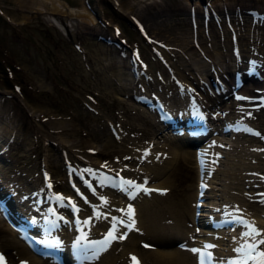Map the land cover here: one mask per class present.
Listing matches in <instances>:
<instances>
[{
    "label": "rangeland",
    "instance_id": "374dc122",
    "mask_svg": "<svg viewBox=\"0 0 264 264\" xmlns=\"http://www.w3.org/2000/svg\"><path fill=\"white\" fill-rule=\"evenodd\" d=\"M16 1L0 0V110L4 113L6 111L13 126L15 125L10 139L0 142V183L6 190L8 189L10 193L22 200L19 205L25 209L23 211H27L28 215L29 213L39 214L41 211V207L35 204L36 197L31 195L42 190V169L52 176L56 185L54 187L59 190L68 189L65 177V164L67 163L89 173L99 172L106 168L134 176L136 179H138L137 172L147 171L145 168L147 164L143 159H138V155H135L133 159L119 158L124 154L122 150L128 151L129 146H133L141 153L143 148L148 146L149 149L147 147L144 154L149 156L152 146L162 143L161 135L165 136L166 132L162 130L161 125L159 126L158 120H155L156 115L151 109L138 102L133 95L143 93L148 98L160 99L172 109L181 111L190 98H195L194 94H190L191 87L186 88L185 83L189 80L186 79V75L190 73V70H187L191 68L179 65V60L187 59L188 55L179 56L177 54V60H167L159 52L158 55L155 54L153 49L156 43L152 37L193 28L190 22L193 18L196 21L193 29L201 31L209 29L212 32L215 31L218 36L219 27L224 31L232 27L236 33L240 32V34L252 33L259 26L257 18L253 19V11L264 14V0H133V3L136 2L134 5L131 0H46L45 7L40 4L45 0H36L39 3L35 4V7L40 11L22 10L17 6V9H21L19 11L16 9ZM53 1L63 4L66 12L52 11L54 10ZM121 5L129 11L128 15L125 13V16L119 9ZM242 5L247 9L243 8L235 12ZM204 9L214 10L213 19L217 16L220 21L212 19L207 22L202 21L200 15ZM197 13L199 14L194 15ZM156 17L163 20V23L154 21ZM141 31L148 34L150 42L143 38ZM241 39V37L238 38V42ZM227 40L232 44H237L235 37L232 39L228 35ZM214 41L210 44H214ZM248 41L251 40L248 39ZM201 47L202 44L192 46L190 53L199 52ZM130 55L134 56L135 61L137 60L136 73L132 72ZM59 60L61 62H58ZM226 63L230 67V62ZM240 63L239 67L245 71L248 65H252ZM242 64L246 65L242 66ZM234 69L236 70L233 68L232 73ZM258 70L263 80L264 70L262 71L261 68ZM112 73L129 79L130 91L126 92L127 94L115 89L114 79L110 76ZM232 76L231 74V81ZM205 77L208 81L211 80L210 77L206 75ZM176 81L184 84V90L179 89ZM203 81L201 85L206 86ZM263 83H252L250 76L244 88L239 91L253 96L256 93L250 92H256L255 89L245 92V88L253 87L255 84V87L261 86L257 90L263 93ZM212 89L216 91L214 82L210 90ZM234 94V97L228 95L223 98L224 102H221L220 108L214 111L217 115L214 112L211 113L221 118L212 119L210 133L202 145L210 138L217 139L216 149L219 153L216 155L218 158L215 165L219 169L235 171L241 179L217 174L208 184H212L218 201H224L226 206L228 203V205H240L245 212L247 211L256 218L262 216L264 219L263 199H253L255 198L253 191L257 187H264L262 186L263 178H261L264 173V107L249 110L246 108L249 101H241L237 97L238 94ZM245 110L249 111L245 113ZM35 111L40 115L32 116ZM236 119L257 126L262 135L253 137L222 130L223 125H229L228 128H230L231 122ZM61 120L70 124L66 131L69 133L72 131V136L82 141L79 145L81 148L77 147L76 153L71 156L67 151L63 152L56 140L45 136L42 132L46 133L49 129L50 121ZM150 123H154L156 128L159 126L157 129L160 134L154 132ZM39 129L42 131L39 132ZM136 129L139 131L135 132ZM62 132L60 129H49L48 131L50 134L59 133L63 136ZM117 144H121V150L116 149ZM89 147L96 152L91 153L88 150ZM190 150H193L194 154L190 153L188 158L182 161L178 156L179 166L176 165L175 169H166L154 180L155 183L162 182L167 191L162 194L151 192L160 197H150L151 193L147 196L155 200L158 198L160 204L158 203L157 207H161L162 216H167L165 221L166 223L169 221L168 224L171 219L166 206L181 204L183 206V197L197 193L196 185L201 177L196 167V151ZM46 155L49 156L48 168L45 164ZM86 155L90 157L85 158ZM91 162L97 168L93 167ZM110 190L112 191L109 188H100V191L92 196L94 201L92 203L106 207L104 200L98 201L96 198L98 195H111L114 200L118 196ZM179 199L181 201H178ZM184 205L190 207L192 202ZM11 207L13 211V206ZM90 207L91 205L84 207V214L92 211ZM190 218L186 225L193 228L195 224ZM226 228L227 226L221 229L223 233L235 236L240 233L235 225ZM17 237L18 235L13 239L10 227L0 220V254L4 257L6 264H18L20 259L32 256L30 252L25 253L21 250L22 242ZM145 240L148 243L151 241ZM177 240L175 238L171 244L162 247L150 244L159 248H170ZM176 246L180 247V241L176 243ZM222 246L224 248L226 245L222 244ZM97 262L98 260L92 261L90 264Z\"/></svg>",
    "mask_w": 264,
    "mask_h": 264
},
{
    "label": "bare ground",
    "instance_id": "6f19581e",
    "mask_svg": "<svg viewBox=\"0 0 264 264\" xmlns=\"http://www.w3.org/2000/svg\"><path fill=\"white\" fill-rule=\"evenodd\" d=\"M131 2L133 3V0H131ZM37 3H39V2L36 0H17L16 1V9H17V6H19L22 10L40 11V9H36V7H35V4H37ZM53 3H54V5H53L54 10H52V11H54L55 13L66 12V10L64 8L65 6L63 4L56 3L55 1H53ZM134 3H136V2H134ZM134 3H133V5H134ZM40 4L44 5V7H45V5L47 4V1L46 0L42 1V2H40ZM131 7L132 6L130 5V9H132ZM243 8L247 9L244 5H242V7H238L235 12H238V10L243 9ZM21 9H17V10L20 11ZM119 9L121 11H123L124 14L125 13L127 15L129 14L128 13L129 11L125 10L122 5L119 6ZM213 11L214 10L209 9L206 12L208 13L209 16L212 17ZM256 12L258 13V11H256ZM204 13H205V11H204ZM207 13H205V14L207 15ZM257 13H256V15L259 14V13L258 14ZM126 14H125V16H126ZM198 14L199 13L194 14V15H198ZM259 15L257 17L259 26H257V29H255L254 32H252V33L245 32V33L240 34V32L236 33L234 28H232V27L230 28V30L228 29L226 31H224L223 28L219 27L218 30L220 31V33L218 36L215 31L212 32L209 29L206 31H203V30L201 31V30H195L193 28H187L186 30L175 31V33H169V34L163 33V34H158V35L152 37V39L156 43V46L154 47V49H157L158 52L161 54V56L167 60L168 59H171V60L173 59L174 61L177 60V57H178L177 54L179 56L184 55V54L188 55V57H186L187 59L179 60L180 66H182L184 68L185 67L191 68V69L187 70V71L190 70V73L186 75V79L187 78L189 79L185 82L186 88L188 87V89H189L191 87L189 89L191 92L190 94L195 95V98L197 99V102L199 103V105L201 107L210 108V111L213 113V111L215 109L220 108V105H222L221 102L222 101L224 102L223 98L228 97V95H233L234 93L239 94V93H241V91H239V89L244 88V83H243L239 89H236L234 86V82H232L233 79L231 81V78H230L231 74L233 75L232 77H234V74L232 73L233 68H236V70L234 69L235 71L243 72V73L245 72V69H242L241 67H239V65L241 64L240 62L254 64V66H251V65L247 66L248 68H258V69L261 68V70L262 69L264 70V31H263L264 14H259ZM158 18L157 17L154 18V21H157L158 23L162 24L163 20H159ZM151 24L149 26H151ZM228 35L232 39H233V37H235L237 44H234V43L232 44V42H229L227 40ZM240 37L243 40L241 39L240 42H238V38H240ZM248 39H250L251 41H248ZM213 40H215L214 41L215 43L210 44V42ZM242 41H245V42L242 43ZM197 44H202V47L199 48V52L191 54L190 53L191 47L194 45H197ZM58 62H61V61L59 60ZM226 62H230L229 63L230 67L228 66V64ZM245 65L246 64H242V66H245ZM186 69H185V71H186ZM258 72H259V70H258ZM204 74L206 76L210 77L211 80L208 81L207 77H205ZM245 74H246V76L247 75L249 77L251 76V82L252 83L258 84V82H259V84H260L261 82H264V76H263V80H262L261 79L262 76L260 75V73L259 74H253V75L247 74V73H245ZM110 76L114 79L113 83H115L114 84L115 89L123 91L124 93L130 91L129 90L130 87H128L129 86V82H128L129 79H124L123 77L117 76L114 73L110 74ZM203 80L205 82L204 85L206 84V86L201 85V82ZM213 82L218 85V88L216 91H214L213 89L210 90ZM215 84H214V86H215ZM254 85L255 84H253V87H250L248 85L249 87L245 88V90H246L245 92L251 91L252 89L257 90V88L261 87V86L255 87ZM243 94H246V93L243 92ZM255 95L258 96L260 94L256 93ZM231 98H233V97H231ZM232 102L235 103L233 100H232ZM232 102H230V103H232ZM250 104H254V103L249 102L246 104V106H248ZM190 105H194V102H191V100L188 101V103L186 105H184V107L182 108V111H184V112L188 111ZM169 109L173 113H176L178 111V109H174V108L172 109L170 107H169ZM221 110H223V109H221ZM246 111L247 110H245V113H246ZM38 114H36V111H35L32 114V116H36ZM229 116H230V114H229ZM219 118H221V117H219ZM224 118H226V117L224 116ZM221 121H223V120H221ZM49 123H50V124H48L49 129H60L61 132L63 131L62 132L63 136L59 133L50 134V133H48L49 129H47L46 133L44 131H42L41 129H39V132L42 131L45 134V136H48L51 139L56 140L60 144V147L62 148L63 152L67 151V153L70 156L75 154L76 153L75 149L77 147H80L79 145L82 141H81V139H78V138L72 136L73 132L70 131L71 130L70 126H69L70 127V129H69L70 133L66 131V129H68V125H70V124L64 120L52 121V122L50 121ZM158 124H159V121H158ZM226 124H227V122H226ZM14 126L12 124V120L9 117L8 113L6 111L4 113L0 110V142L1 141H8L10 139V136H11V133L13 132ZM150 126L152 128H154V132L156 134L159 133L158 127L160 126V124L157 127L158 129L155 127L154 123H150ZM223 127H224V125H223ZM37 131H38V129H37ZM117 131H118V129H117ZM136 131H139V130L136 129L135 132ZM146 133H148V132H146ZM148 134H150V133H148ZM58 137H59V139H57ZM161 137L163 139V142L160 144L159 143L154 144V146H152V149H150L149 156H145V154H144V151L146 153V148L148 146L144 147L143 151L141 153H139L137 151L136 147L129 146L128 151L126 149L122 150L124 152V154H122V156L119 158H121V159H123V158L133 159L135 155L136 156L138 155V159H143L145 164H147L145 167L147 169V171L137 172L136 175L138 176V181H146L147 184L150 186L165 188V186H163L162 182L161 183H155L154 180L157 177H159L161 174H163L166 171V169L177 168L176 165L179 166V162L177 161L178 156H179V160L181 158V161H182L184 159H187L190 153L194 154L193 150H190V149H194L195 151H197V150L208 151V158L204 163L202 171L198 172L199 177H201L200 181L205 182L207 184L206 189L201 193L200 198H199L200 204L203 206L202 210L199 213V217L195 218L196 221H194L193 203L196 200V198L198 197V190L196 191L197 193H195V195H193V196L188 195V196L183 197V201H182L183 206H182V204L178 205V206H173V205L172 206H166V208L169 210L168 212L170 213L169 218L171 219V221L169 224H168L169 221L167 223L165 221L167 216L166 217L162 216L161 207H159V208L157 207V205L159 203L158 198L156 200H155V198H150V197H157V196L160 197V195H158V194L151 193V196L148 198L145 194H142V195L138 194L135 196L134 199H132V198L130 199L128 197V195H121V194L118 195L117 194L118 197L115 198L114 200L112 199L111 195L102 196L101 201L103 199L107 200V207L108 208L104 207V206H103V208L105 209V211L109 212V214H107L108 216L105 214H98L97 212L91 213L90 216L92 217V221L88 225L84 226L86 228L85 231L88 233L90 232L91 234H89V235L86 234V235H83L81 237H91V236L97 237L102 232L107 231L110 228L113 230V224L115 223L116 229L118 230V231H116L115 235L116 236L124 235L126 238L110 240V243L106 249L101 251L94 259H91L90 261L84 262L83 264H90L92 261H96V260H98V262L96 264H134V262L132 260L133 256L137 258L139 264H196V258H195L196 252H193L192 250L193 249L197 250V247L199 245H201V243L204 239H211V240L216 242V249H215L216 254H234L233 253V251H234L233 247L235 249H241L242 247H244L245 241H247L248 246L249 245H255L256 249L261 248L258 241L261 239V237H264V219L262 216L260 218H256V217L252 216L251 214L247 213V211L245 212L243 209H240V211L238 209L239 212L236 211V212L230 213L233 215H237L241 218H247V219L249 218V220L251 219L252 223L256 224L255 228L260 233V235H255V236L245 235L246 233H249L251 231V228L249 225H242L239 223H238V225H235L236 227L239 228V231H240L238 236H235L233 234H227L225 232L223 233V231L221 230L223 228V226L218 225V228H213L212 226L209 225L210 222H214V221L219 220V219L222 220L225 217H229L227 215L228 211L232 210L234 207L242 208L240 205L239 206L234 205V204L228 205L229 203L226 206V204L223 203L224 201L223 202L218 201L219 199L216 198L217 195H216V192L212 188V184L208 185V183H207V182L211 183L213 181L212 178L216 177L217 174L224 175V177L226 176L228 178L231 177L233 179H235V178L241 179L238 177V174L235 171L234 172L233 171H226L225 168L219 169L215 165V162L217 161V158H218V156L216 158V155L219 153V150L216 149V145L218 143L217 139L210 138V139H208L209 141L206 142L204 145H202V144L206 140H204L203 143L198 142L195 145L189 146V145H186L185 143L187 141H189L190 139L186 138L185 135H178V134L170 135L169 134L168 137L164 136V135L163 136L161 135ZM126 138L128 139V137H126ZM193 138H198V137H196V135H195V136H193ZM128 140H131V139H128ZM2 144H3V142H2ZM120 145L121 144H119L118 148H116V149L121 150L122 148L120 147ZM108 148H109V146H108ZM106 149H107V147H106ZM148 149H149V147H148ZM232 150H233V148H232ZM105 151H107V150H105ZM47 155H48V153H47ZM47 155L45 156V164L48 168V162H49L48 157L49 156L47 157ZM260 155H262V154H260ZM87 157H90V156L86 155L85 158H87ZM90 164L93 167H96L94 164H92V162ZM236 168H238V167H236ZM253 170H255V169H253ZM215 181H216V179H215ZM10 182H11V180H10ZM262 183H264V179L262 180ZM18 185H19V183H18ZM164 185H166V184H164ZM166 186H168V185H166ZM229 188H230V186H229ZM215 189H217V188H215ZM224 189H225V187H224ZM238 189H239V187H238ZM22 190H24V189H22ZM239 190H241V189H239ZM239 190H238V192H239ZM256 190H264V187L263 188L257 187ZM45 191H46V189H45ZM1 195L4 198L8 197V199L11 201V204L13 205V211L11 209L9 211L13 212L12 214H17V210H16L18 208L17 206L22 203V200L20 198L16 197L14 194L10 193L8 191V189L6 190V188L4 187V185H2V183H0V196ZM237 195H238V193H237ZM187 198L189 199L188 201H187ZM185 199H186L187 204L188 203L190 204L192 202V205H190V207L184 205V204H186V203H184ZM239 199H241V198H239ZM237 200H238V198H237ZM178 201H181V199H179ZM239 201H238V203H239ZM24 202H26V201H24ZM92 202H94V201H92ZM129 206H131L135 210V221H136V223H135V228L133 230H129L128 227L122 226L120 223H117L116 218L113 219V216H116V217H121L123 219H126L130 222L129 216L126 215V212H127V209L129 208ZM15 207H17V208H15ZM31 207L32 206H30V208ZM27 208L29 211V207H27ZM189 210L191 211L190 213H189ZM260 210H261V208H260ZM1 212L2 211L0 210V220H4L2 215H1ZM28 218H29L28 216L22 215V219L27 220ZM189 218H190V220L194 221L195 226L193 228L191 226L186 225ZM257 226H258V228H257ZM10 231L12 234V238L14 239L18 233H16L11 228H10ZM67 237H68L67 238L68 241H66V240L64 241V243H66V244H68V243L70 244L76 240V234H70ZM175 238L178 240L174 242L173 247L159 248V247L153 246V244H157L161 247L163 245L171 244L172 240H174ZM145 239L151 240V241H149L150 243H153L151 248H144L143 244L148 243ZM178 241H180V244H182V246H180V247L176 246V243ZM224 242H225V244H224ZM222 244L226 245V246L223 248ZM239 245H241V247ZM61 247L64 250V254H67L66 251L68 249H66L67 248L66 245L64 244ZM262 248H264V244H262ZM21 250L25 253L29 252V249L25 246V244L21 245ZM262 251H264V249ZM25 255H27V254H25ZM20 260L21 261H18V264H55V263H51L49 261L44 262V261H42L41 258L36 257V256H28L27 258L20 259Z\"/></svg>",
    "mask_w": 264,
    "mask_h": 264
},
{
    "label": "snow or ice",
    "instance_id": "6c2138e0",
    "mask_svg": "<svg viewBox=\"0 0 264 264\" xmlns=\"http://www.w3.org/2000/svg\"><path fill=\"white\" fill-rule=\"evenodd\" d=\"M89 171H91V170H89ZM124 183L126 185H128V187H130V188H137V190H140L139 186L134 185L132 181H124ZM144 191H148V189H144ZM130 198L134 199L135 198V193H131L130 194ZM104 202L107 203V201H104ZM73 207H75V206L73 205ZM126 215L129 216L130 222L128 224H126L125 226L128 227L129 230H133L135 228V223H136V221H135V210L131 206H129V208L127 209ZM117 223H119V221H117ZM250 228H251V231L249 233H246L245 235H252V236L260 235V233L258 232V230L254 226H250ZM116 231H118V230L116 229V225L114 223L113 224V230L108 233V237H109L110 240L126 238L124 235L116 236L115 235ZM107 242L108 241H105L104 243H107ZM259 243L260 244H264V240L259 241ZM144 246L145 247H149L148 245H144ZM208 247H211V245H209ZM247 247L249 249V252L251 253V252L255 251V247L256 246L255 245H249ZM192 251L196 252L197 250L193 249ZM92 258L94 259L95 255ZM248 258L256 259V257L251 256V255ZM132 260H133L134 264H139V262H138L136 257L133 256ZM259 260H260V264H264V251H261L259 253ZM0 264H6V262L4 261V257L2 255H0ZM202 264H203V262H202ZM243 264H247V260H245L243 262Z\"/></svg>",
    "mask_w": 264,
    "mask_h": 264
}]
</instances>
